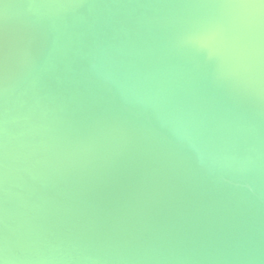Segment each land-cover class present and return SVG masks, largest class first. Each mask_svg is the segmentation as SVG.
Returning <instances> with one entry per match:
<instances>
[{"label": "water", "instance_id": "95a60500", "mask_svg": "<svg viewBox=\"0 0 264 264\" xmlns=\"http://www.w3.org/2000/svg\"><path fill=\"white\" fill-rule=\"evenodd\" d=\"M4 264H264V0H0Z\"/></svg>", "mask_w": 264, "mask_h": 264}, {"label": "snow or ice", "instance_id": "6c2138e0", "mask_svg": "<svg viewBox=\"0 0 264 264\" xmlns=\"http://www.w3.org/2000/svg\"><path fill=\"white\" fill-rule=\"evenodd\" d=\"M0 264H4V261L2 259H0Z\"/></svg>", "mask_w": 264, "mask_h": 264}]
</instances>
